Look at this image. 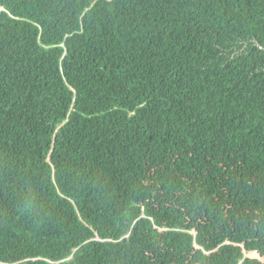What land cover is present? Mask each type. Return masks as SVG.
<instances>
[{
  "label": "trees",
  "instance_id": "1",
  "mask_svg": "<svg viewBox=\"0 0 264 264\" xmlns=\"http://www.w3.org/2000/svg\"><path fill=\"white\" fill-rule=\"evenodd\" d=\"M0 264H264V0H0Z\"/></svg>",
  "mask_w": 264,
  "mask_h": 264
}]
</instances>
